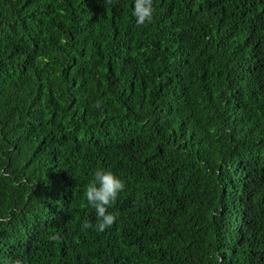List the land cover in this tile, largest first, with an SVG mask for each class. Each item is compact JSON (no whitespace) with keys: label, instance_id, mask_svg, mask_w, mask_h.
<instances>
[{"label":"trees","instance_id":"obj_1","mask_svg":"<svg viewBox=\"0 0 264 264\" xmlns=\"http://www.w3.org/2000/svg\"><path fill=\"white\" fill-rule=\"evenodd\" d=\"M133 6L0 0V264H264V0Z\"/></svg>","mask_w":264,"mask_h":264},{"label":"clouds","instance_id":"obj_2","mask_svg":"<svg viewBox=\"0 0 264 264\" xmlns=\"http://www.w3.org/2000/svg\"><path fill=\"white\" fill-rule=\"evenodd\" d=\"M106 2H110V0H106ZM154 11L153 0H134L132 15L135 17L138 26L151 23L154 18ZM96 106L99 107L100 103L97 102ZM125 187V181L111 169L97 168L93 180L85 190L86 202L95 209L98 218L95 231L102 233L116 222L117 214L109 212L108 209L115 204ZM92 227L93 225L87 220L82 225L85 230ZM50 239L58 241L61 236L54 234ZM4 264H24V262L20 259H9L5 260Z\"/></svg>","mask_w":264,"mask_h":264}]
</instances>
